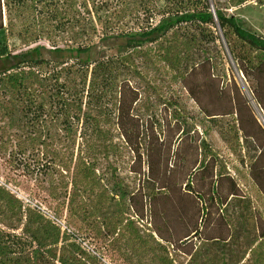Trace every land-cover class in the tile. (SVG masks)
<instances>
[{
	"label": "trees",
	"instance_id": "16d2710c",
	"mask_svg": "<svg viewBox=\"0 0 264 264\" xmlns=\"http://www.w3.org/2000/svg\"><path fill=\"white\" fill-rule=\"evenodd\" d=\"M216 16L229 54L264 113V30L263 36L247 35L234 18L225 19L217 12ZM4 20L8 24L21 21L17 38L28 49L46 41L54 51L83 54L96 42L111 38L141 37L142 41L128 44L122 54L84 63L26 60L2 75L16 87L21 103L18 120L9 118L11 129L19 133L13 136L15 147L25 161L36 163L35 170L42 178L35 182L45 193L43 202L53 210V221L46 219L39 206H25L0 183V264H75L88 253L80 241L106 237L123 264H173L165 247L131 218L126 204L130 194L116 174L117 166L105 164L122 150L129 152L126 144L119 147L114 143L123 104L121 85L131 86L136 95L131 102L137 109L143 95L146 101L154 95L152 102L156 103L161 96L143 87L151 84L152 73L170 75L179 83L199 73L203 87L213 86L199 90L198 100L191 91L190 95L198 102L203 120L210 122L222 139L235 141L237 146L242 140L246 148L253 144L249 169L252 172L256 167L257 176L249 179L264 195V167L259 164L264 148L254 145L256 135L247 133L240 122V110L227 88L207 0H0V58L10 56L1 36ZM137 93L140 100L136 102ZM219 99L223 101L216 105L214 101ZM210 102L216 107L207 110L204 105ZM234 111L239 118L223 125L222 120L232 117ZM155 117L151 112L148 119ZM254 128L264 138L256 122ZM154 141L158 144L157 136ZM199 149V168L205 169L212 150L205 141ZM185 186L191 187L189 179ZM110 207L113 211L108 216L105 212ZM64 211L65 221L80 219L82 226L74 232L65 227L64 236L59 237ZM257 219V239L247 248V257L235 264H264V218ZM225 223L237 238V226L228 220ZM198 236V230L193 231L192 238ZM91 254L86 258L109 264L100 262L102 255Z\"/></svg>",
	"mask_w": 264,
	"mask_h": 264
},
{
	"label": "rangeland",
	"instance_id": "374dc122",
	"mask_svg": "<svg viewBox=\"0 0 264 264\" xmlns=\"http://www.w3.org/2000/svg\"><path fill=\"white\" fill-rule=\"evenodd\" d=\"M207 2L223 55L224 74L229 84L227 88L233 93L236 110H240L242 127L247 133L256 135L253 143L262 149L264 138L257 134L254 124L256 122L264 133V113L256 104L249 84L237 70L229 54L216 12L225 19L234 18L247 35L263 36L264 0ZM20 27V20H12L10 24L4 20V30L1 32L10 56L0 58V183L8 186L25 206H39L46 219L51 222L53 210L43 202L45 193L41 192L40 184L37 186L35 182L42 178L35 170L36 163L32 160L25 161L15 147L13 136L19 133L11 129L9 118L18 120L21 103L17 98L16 87L2 75L8 74L13 66L26 60H46L51 63L79 60L84 63L122 54L128 44L142 41V38L99 41L87 52L80 54L54 51L46 41L28 49L17 38ZM150 83L143 86L146 92L152 88L161 98L153 103L154 95L147 101L143 95L138 109L131 102L136 98L131 86L121 85L120 100L123 104L117 117L118 136L114 143L119 147L126 144L129 152L122 150L120 155L106 159L105 164L113 162L117 166L116 174L130 194L126 204L131 218L139 228L151 234L156 242L165 247L173 264H235L247 257V248L257 239L255 218H264V195L257 192L260 187L249 179V176H257L256 167L252 172L249 169L254 146L252 144L246 148L242 140L237 146L235 141L222 139L217 129L203 120L198 102L190 95L191 91L198 100V91H204L210 85L206 83L208 85L203 87L201 74H191L179 83L170 75L158 76L152 73ZM209 87L213 88L212 85ZM207 93H210V89ZM138 100L140 95L137 93L136 102ZM221 101L223 100H215L214 103L217 105ZM204 106L207 110L216 107L211 102ZM151 112L155 114V119H148ZM234 112L232 117L222 120L223 125L231 119L235 121L239 118L238 111ZM156 136L158 144L154 141ZM201 141H205L212 150V157H207L205 169L199 168ZM76 149L77 145L75 151ZM259 164L263 168L264 159ZM106 178H110L109 172L106 173ZM188 179L191 182L190 188L185 186ZM232 192L237 197H232ZM112 211L113 207H110L105 213L109 216ZM64 216L65 211L59 222V237L64 236L65 227L69 232H74V229L82 226L80 219L67 222ZM225 220L237 226V238L234 233H230ZM195 230H198L199 236L192 238ZM79 243L90 255L92 251L102 255L101 263L123 264L116 250L108 245L107 237ZM88 253L84 254V260L75 264H99L90 257L86 258Z\"/></svg>",
	"mask_w": 264,
	"mask_h": 264
}]
</instances>
